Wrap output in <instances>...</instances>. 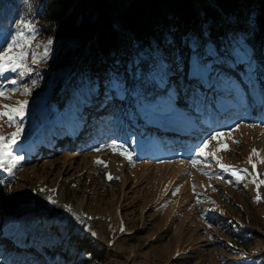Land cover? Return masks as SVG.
<instances>
[{
  "label": "rangeland",
  "instance_id": "obj_1",
  "mask_svg": "<svg viewBox=\"0 0 264 264\" xmlns=\"http://www.w3.org/2000/svg\"><path fill=\"white\" fill-rule=\"evenodd\" d=\"M47 42L38 39L29 50L31 72L22 77L12 72L0 76V87L17 80V84L4 88L10 98H0V105L15 107L17 101H28L25 118L19 122L23 131L12 149L14 155L24 159L13 174L0 169L1 209L9 214L16 210L17 217L12 218L17 233L3 241L0 225V244L20 236H24L23 244L28 243L31 229L42 224L43 228L53 226L56 232L62 228L86 238L81 260L76 262L69 255L66 264H264V184L257 189L252 182L264 180V164L260 163L264 157V125L245 123L223 131L224 135L211 140L205 149L230 168L247 169V174L240 173V181L230 171L224 173L228 177L218 173L224 170L211 156L195 167L189 157L158 160L152 155L139 160V152L147 147L142 142H136L133 149L127 142L101 141L90 152L79 154L65 150L58 155L53 147L43 150L42 145L53 138L54 129L69 134L72 127L78 133L77 116L69 105L76 93L69 87L72 72L60 63L65 48L58 42ZM45 46L49 55L40 60ZM4 47L6 44L1 50ZM34 55L40 60L37 64L32 63ZM25 85L31 88L29 95L23 94ZM13 88L18 91L11 92ZM65 95L68 98L63 104ZM223 101V109L228 108L227 103L238 107L237 102ZM156 119L167 120L169 130L178 133H182L187 120H192L180 110ZM15 131L16 126H9L6 117L0 118V134L8 136ZM114 143L122 147L114 150L110 147ZM33 147L37 152L34 156ZM124 149L132 153L131 161L120 154ZM253 149L260 155L253 156ZM250 156L255 168L248 163ZM49 197L57 203H51ZM215 212L249 234L226 226L221 229ZM236 236L244 237V249L250 254L245 259L241 257L243 249L225 243L235 244ZM9 250L4 248L0 259H6ZM0 264L5 263L0 260Z\"/></svg>",
  "mask_w": 264,
  "mask_h": 264
},
{
  "label": "trees",
  "instance_id": "obj_2",
  "mask_svg": "<svg viewBox=\"0 0 264 264\" xmlns=\"http://www.w3.org/2000/svg\"><path fill=\"white\" fill-rule=\"evenodd\" d=\"M27 23L36 28L33 43L45 39L65 48L60 63L71 69L69 87L76 90L69 105L78 133L72 127L69 134L54 129L43 150L79 154L101 141L134 147V140L144 138L156 152L193 150L214 133L264 121V0H0V50L17 25ZM222 100L238 107L222 113ZM175 109L194 119L190 133L198 126L212 132L184 138L155 126L156 118ZM35 152L33 147L32 156ZM1 191V232L13 235L17 212L1 209ZM215 214L221 229L249 234ZM43 227L31 229L25 252L16 255H45L50 260L44 264H66L69 255L81 260L85 237ZM235 242L225 243L243 249L244 259L250 255L244 237L236 236Z\"/></svg>",
  "mask_w": 264,
  "mask_h": 264
},
{
  "label": "snow or ice",
  "instance_id": "obj_3",
  "mask_svg": "<svg viewBox=\"0 0 264 264\" xmlns=\"http://www.w3.org/2000/svg\"><path fill=\"white\" fill-rule=\"evenodd\" d=\"M17 28L19 29L14 36H12L11 41L7 42L6 47L3 48V50H0V76H3L5 73L12 72V73H18L19 76H24L26 73L31 72L32 69L27 64V59L29 56V50L33 46V41L36 37V28L35 25L32 23L24 24L23 27L21 25H17ZM26 29V31H25ZM27 33H31V35H28ZM52 41L49 40L47 42L48 45H51ZM49 55L48 47L45 46V50L43 52V55L40 57V60L47 59ZM35 55L32 58V63L37 64L40 62ZM12 84H17L16 79H12L10 81ZM35 83V81H33ZM18 91L17 88L11 89V92ZM31 93V88L25 85L23 87V94L29 95ZM0 98L3 99H9L10 96L8 92L3 88L0 87ZM28 106L27 100H21L16 102V106L12 107L8 104L0 105V118H7V122L9 123V126H16V131L13 133H10L8 136H5L3 134H0V169H3L4 171L13 174V169L16 168L20 162L24 159V157L19 155L13 154V146L17 143V138L21 135L23 128L20 121H23L26 115V109ZM236 127H239L237 125ZM255 127V125H253ZM224 133L217 132L214 133L208 140L204 141V143L200 146H198L196 149H194L192 157L189 160V163L195 167L199 163H203L208 159L209 156L213 157L217 164H219L220 169L224 171H230L234 177H236L237 181L242 180V176L240 175L241 172L247 174V169H235L230 168L229 166L224 165L220 162L219 157L216 156L214 152H206L205 149L208 147L211 140H215L220 136H223ZM114 150L117 149L119 146L117 144L110 145ZM100 149H96V151H99ZM121 155H124L127 157L129 161L132 160V153L128 152L127 149H124L120 153ZM253 156H259L260 153L256 150H252ZM203 158V159H201ZM97 164H101L104 167H107V164L102 160H97ZM248 163L252 164V167L255 168L256 164L252 161V156L249 157ZM260 163L264 164V157L260 159ZM207 174V173H205ZM109 180L112 179V176H108ZM232 181H229L231 183ZM252 182L256 184L257 189H259L260 184H264V180H260L259 183H257L256 179H253ZM246 186V185H245ZM193 189H195V186H193ZM178 191V189H177ZM257 201L260 200V196L257 195L256 197ZM49 200L51 203L56 204V200H52L51 197H49ZM214 203V202H213ZM67 208L69 212H71V208L67 205L64 206ZM211 227V225H209ZM123 230V229H122ZM95 235V233H93Z\"/></svg>",
  "mask_w": 264,
  "mask_h": 264
}]
</instances>
